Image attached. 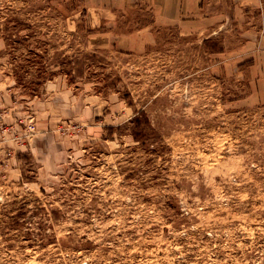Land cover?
Returning a JSON list of instances; mask_svg holds the SVG:
<instances>
[{
  "label": "rangeland",
  "instance_id": "rangeland-1",
  "mask_svg": "<svg viewBox=\"0 0 264 264\" xmlns=\"http://www.w3.org/2000/svg\"><path fill=\"white\" fill-rule=\"evenodd\" d=\"M199 3L0 0V264H264V0Z\"/></svg>",
  "mask_w": 264,
  "mask_h": 264
},
{
  "label": "crops",
  "instance_id": "crops-1",
  "mask_svg": "<svg viewBox=\"0 0 264 264\" xmlns=\"http://www.w3.org/2000/svg\"><path fill=\"white\" fill-rule=\"evenodd\" d=\"M199 2L200 0H151L154 13L152 25L158 27L174 24L184 31L187 26L196 27L203 25V22H210L209 16L201 13ZM142 32L135 30L130 33L127 37L128 48H140L150 41V32ZM116 42L118 45L120 38H117Z\"/></svg>",
  "mask_w": 264,
  "mask_h": 264
},
{
  "label": "trees",
  "instance_id": "trees-1",
  "mask_svg": "<svg viewBox=\"0 0 264 264\" xmlns=\"http://www.w3.org/2000/svg\"><path fill=\"white\" fill-rule=\"evenodd\" d=\"M140 113H142V112H140ZM133 120L136 121V122H138L139 118L137 116H134L133 117Z\"/></svg>",
  "mask_w": 264,
  "mask_h": 264
}]
</instances>
